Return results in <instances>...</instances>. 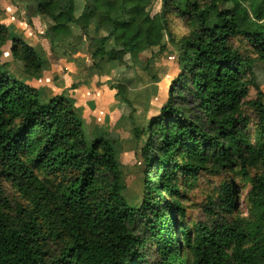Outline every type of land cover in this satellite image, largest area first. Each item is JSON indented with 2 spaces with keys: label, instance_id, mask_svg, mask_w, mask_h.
I'll list each match as a JSON object with an SVG mask.
<instances>
[{
  "label": "trees",
  "instance_id": "1",
  "mask_svg": "<svg viewBox=\"0 0 264 264\" xmlns=\"http://www.w3.org/2000/svg\"><path fill=\"white\" fill-rule=\"evenodd\" d=\"M10 1L25 5L35 38L34 20L50 22L42 36L52 49L67 46L64 63L88 41L92 65L69 88L96 92L101 83L87 76L125 58L139 73L107 80L112 121L93 119L87 140L72 98H44L29 83L60 75L49 78L46 53L17 37L19 14L0 9V264H264V93L249 99L264 62V0ZM170 49L175 76L159 93L150 86L157 110L138 112L147 88L135 86L159 83ZM121 105L129 113L114 120ZM129 135L145 138L137 206L119 169L117 148ZM200 178H221L203 194L204 222L184 205ZM235 180L247 189L244 214Z\"/></svg>",
  "mask_w": 264,
  "mask_h": 264
},
{
  "label": "rangeland",
  "instance_id": "2",
  "mask_svg": "<svg viewBox=\"0 0 264 264\" xmlns=\"http://www.w3.org/2000/svg\"><path fill=\"white\" fill-rule=\"evenodd\" d=\"M244 5H248L247 2H243ZM77 12L76 14L79 15L82 11V2L77 1ZM5 8V11L9 15H18L19 14V21L22 23L25 21L24 18V7L25 5L23 3H18L16 1H10V0H0V9ZM17 17V16H16ZM260 23L264 24V13L260 17ZM17 23L16 27L14 28V32L17 33V37L21 38L26 44H29V40L26 39L22 32L18 29V27H23L22 24ZM48 23H50L48 20L43 19L40 22V25H42L40 28H37V31H40L43 33ZM75 37H78L80 35L79 31L75 28L72 29ZM100 35H103V33H100ZM33 37V36H32ZM34 38V37H33ZM88 41L82 39L80 43L77 44V48L79 52L86 55V63L84 68L90 67L92 65V60L90 59V55L88 53ZM36 48L41 49L43 52L46 53V55L49 57V60L52 64L57 63L58 58L60 59H67L68 58V51L67 46L65 45L62 48H51V44L49 41L45 38H43L42 34L38 36L37 38V44L33 45ZM172 49H170L168 52L164 54V56L160 60V68L157 70V77L159 79V83L156 82L153 84L150 80L147 84H143L142 88L141 86L137 87L135 86L136 90L135 92H139L140 94L144 92L147 88L146 96H142L145 100H141L143 104H138L136 107L139 111L146 110L148 107V110L150 113L157 110L159 103L161 102L159 98V91L167 88L169 86V82L171 79L175 76L176 73V58L174 53H172ZM150 54H145L144 57H149ZM49 62V63H50ZM51 68L52 65L50 64ZM5 67L0 65V70H4ZM50 68V70H51ZM55 70V69H54ZM97 70L92 71V74H89L87 77L91 80H94L98 78L100 81L99 83H102L103 80L101 78H106L110 82H106L111 84H115L119 82L121 79H133L136 77L138 70L132 68L131 62L128 58H125L122 66H115L110 68H105L103 71V75H99L96 73ZM96 74V75H95ZM85 75V72L83 69L79 70V76L82 78ZM87 75V74H86ZM98 75V76H97ZM102 81V82H101ZM156 87L158 93L154 94L150 86ZM134 88V89H135ZM149 89V90H148ZM258 92L264 93V62H258L256 63L254 67V75H253V85L250 88L249 92V99H254ZM148 104V105H146ZM129 113L128 108H126L125 105H121V108H117L114 110V120H117L121 114L127 115ZM85 138L88 140L90 136V130L91 126L86 121L85 125L83 127ZM145 138H141L138 143H135L131 136H127L122 139V142L120 146H118V157H119V169L122 172L123 175V184H124V190L123 195L127 199L128 203L133 206H137L141 197H142V185L141 181L143 179V172H144V165L141 159L138 156L139 150L144 142ZM221 178H200L198 182V186L195 188H192V190L188 191L187 198L184 199V205L187 206L188 215L193 217L196 221L204 222L205 217L204 214L201 212L199 205L204 201V192H208L213 187H216L217 184ZM234 185L236 186V193H237V205L239 212L245 213V202L244 198L247 192V189L244 188V184L240 180H235Z\"/></svg>",
  "mask_w": 264,
  "mask_h": 264
},
{
  "label": "crops",
  "instance_id": "3",
  "mask_svg": "<svg viewBox=\"0 0 264 264\" xmlns=\"http://www.w3.org/2000/svg\"><path fill=\"white\" fill-rule=\"evenodd\" d=\"M41 21L40 19H36L33 22L38 36L44 33L37 31V28L42 26L40 25ZM18 23L20 24L21 22L19 21ZM21 24L23 27H18V29L22 32L23 36L29 40V45L34 47L33 45L37 44V38L31 34L24 22ZM46 57L50 62L49 57L47 55ZM86 58L84 54H77L72 57L71 63H64L62 59L58 58L57 63L52 64L50 62L52 68L49 71V78L60 75L56 82L44 83L38 78L29 79V83L39 88L44 98H51L58 93H63L66 97L72 98L76 104L83 109L82 114L85 118V122L87 121L90 123L95 119L97 122L99 121L104 124L110 123L112 121V115L109 113V109L114 102L115 91L110 90L105 84L108 79L101 78L103 82L101 81L100 87L97 88L94 93L84 85L77 86L76 89L69 88L72 84L81 83L84 79V76L82 78L79 76V70L85 69ZM60 62H63V65L60 64ZM97 82H100L98 78L90 81L92 85ZM90 103L93 105L90 108L88 106L86 107V105Z\"/></svg>",
  "mask_w": 264,
  "mask_h": 264
}]
</instances>
